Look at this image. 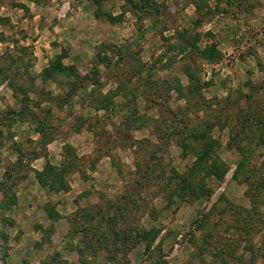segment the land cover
<instances>
[{"label":"rangeland","instance_id":"rangeland-1","mask_svg":"<svg viewBox=\"0 0 264 264\" xmlns=\"http://www.w3.org/2000/svg\"><path fill=\"white\" fill-rule=\"evenodd\" d=\"M0 182V264H264V0H0Z\"/></svg>","mask_w":264,"mask_h":264},{"label":"trees","instance_id":"trees-1","mask_svg":"<svg viewBox=\"0 0 264 264\" xmlns=\"http://www.w3.org/2000/svg\"><path fill=\"white\" fill-rule=\"evenodd\" d=\"M54 67L59 68L60 70L66 69V66L61 65L60 62L57 61L55 66H53L52 63H50V65L45 67L43 71L45 73H47L48 75H50L52 73L53 69H55ZM10 87L13 91L16 89L13 85H11ZM250 110H249V113H250ZM250 116L248 115V113H247V116H241V117H240V115H234V117H236L235 118L236 122L232 125L233 130L236 133H240L243 129L250 127L252 123H255V119H251ZM260 134L261 133H258L257 137ZM192 135L196 136V134H192ZM181 145L183 146V149L187 148L186 143L183 142V144H181ZM154 151H155V149L152 151V153H153L152 163H154L156 161L155 160L156 158L154 156L155 155ZM184 153H186L185 150H184ZM195 154H196V159L194 160V162L191 165V167L189 168V170H187L183 173H178V177L180 180L175 182V186H174L172 192L177 194L180 197H182L186 191L188 192L191 189H193V190L197 189V192H198L197 195L198 196L209 194V190L203 182L204 177L211 174V175H214L216 177L218 176L221 178L222 175L224 174V172L227 170L226 165H224L223 163H219L217 158L214 159L211 157V155H212V147L211 146L210 147L205 146L204 148H202L199 151L196 150ZM207 158H211V160H212L209 164L207 163ZM244 164H245V157L238 160L236 167L234 168V171H233V178L234 179H238V177H240L241 173L242 174L244 173V170H245L243 168ZM150 167H151V163L148 164V168H150ZM142 173H144V175L149 174L148 170L143 171ZM5 179H7V178H5ZM2 183H3V185H2ZM168 183H169V181H168ZM0 185L4 186L5 183L0 182ZM173 193H171V195H174ZM247 193H248V191H247ZM247 195L252 200V196L250 194H247ZM117 202H119V201H117ZM119 207H120V205H118L117 203L111 204V206H109L106 209L107 211H109V213L111 212L110 214L106 213V215H105L106 219H109L110 221L114 220L116 208H119ZM101 215L102 214H100V216ZM103 216H104V214H103ZM93 218L94 217H92V219ZM89 224L90 223L88 222V225ZM88 229H90V227ZM110 231H111V237L110 238H112L113 241H111V239L108 238V244L110 245L109 249H111V247L114 245L116 247L115 250L117 251L116 241L119 239L118 233L116 230H113V229H111ZM129 232L130 233L133 232L131 228H129ZM157 232H158L157 229L150 228L149 230L142 231V232L137 230L135 232V234H138L139 236L142 237V239L144 240L145 249H148L150 247L151 242L154 240V237L156 236ZM122 238H124V235ZM100 241H101V243H103V245H107V241L105 239H102ZM106 247H108V246H106ZM79 252H80V250H79ZM54 263L55 262H53L51 260L49 261V264H54Z\"/></svg>","mask_w":264,"mask_h":264}]
</instances>
